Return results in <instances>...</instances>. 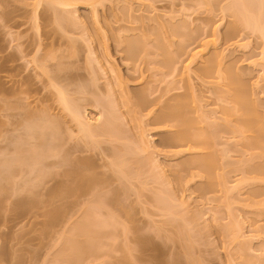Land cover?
<instances>
[{
    "label": "rangeland",
    "instance_id": "374dc122",
    "mask_svg": "<svg viewBox=\"0 0 264 264\" xmlns=\"http://www.w3.org/2000/svg\"><path fill=\"white\" fill-rule=\"evenodd\" d=\"M38 1L0 0V68L3 66L4 60L2 58L7 55L11 58L8 66L15 70L11 68L8 73L0 72V84L4 85L3 83H6L4 85L6 88L14 89L15 87V90L19 86V89L23 87L26 89V87L32 85V89L36 88L34 90H37L38 87L39 91L37 90V92L33 91V93L27 95L22 94V97L26 98L23 102L27 101V103L25 102L26 105L31 104L29 106L33 107L32 109H35L36 112L43 107L49 109L48 111L53 110V114H60L58 110H61V108L56 109L60 107L58 105L59 101L56 102L59 99L57 98L58 93H56L57 88L55 90L53 86H47L49 84V82L47 83V77L44 75H40L43 76L40 77L39 70L35 68L33 63H29L35 57V50H38L39 45L41 52H39L40 54L36 53L37 56L45 55L47 52L61 55V51L64 55L69 56L72 51L71 46L74 45L77 47L76 50L78 49L77 54L72 59L68 58L69 61L67 62L71 63L69 65L66 62L67 64H64V67L68 65L69 70L72 69L79 76L81 74V81L79 78L76 83L80 81L82 84V80H85V78L88 80L87 76L92 74L89 73L90 69L87 74L85 68H92L91 64L93 63L92 65L97 71V73L94 71L96 74L93 75H96L100 80L97 83L98 87L97 85L94 88L92 87L93 89L97 88L95 95L93 89L90 93H86V97L82 95L86 98L85 103H83L84 98L81 100L80 93H78L79 100L75 99V92L73 95L71 94L73 99L79 102L80 100L83 101L82 105L87 110L85 117L91 120L92 123H96L94 120L103 118L99 114L103 111H101V106L95 105L94 100L97 99L96 97L101 100L106 98L103 100L106 102L111 96L112 101L109 100L110 103L113 104L114 101H117V104L115 103L117 106L114 105L120 109L117 112L118 116H115L119 118L117 122L122 121V124L124 123L125 129L130 132V136L125 130L127 136H124L127 137V141L122 140L125 143L121 142V139H117L118 142L115 140L110 141L111 143L106 141V137L105 141L103 138L98 139V147L101 148L100 143L103 142L101 143L103 149L95 147L92 151L88 147L91 146L90 143V145L87 143V146L85 142L78 141L77 132H73V134L67 132L66 135L71 134L72 137L70 140L69 137L68 140L66 139V143L69 141L70 146L64 147L66 150L68 149V155L73 154V158L76 160L80 157L91 158L92 162L95 163L87 171V174H97V177L101 178L100 180L104 178H108L106 181L110 180L106 183L104 179L103 181L106 184H102L101 181L100 185L94 186L93 190L91 189L88 194L81 197H67V195H61L57 192L59 187L66 186L67 183L69 185L73 181L68 176L69 168L66 166L67 162L64 161L66 160L63 157L64 153L62 152L63 155H61L64 158L62 165L61 151L59 155L55 156L54 151L46 150L49 143L46 145L41 143L40 145L34 142L36 139L34 141L29 139L32 142L28 140L30 144L38 145H34V151L39 153L49 151L50 157L53 158H48L49 161H46L48 167L42 163L45 166L43 171H40L42 168L38 167L40 168L39 172L36 169L34 173H30L26 171L28 167L24 166L22 170H19V175H15L14 180L12 179L10 187L0 193V264H264V137L263 140L261 137V142L256 144L252 142L255 136L253 133L244 132V134L239 132L242 134L240 135L237 132H232L233 130L227 132L229 130L226 131L225 128H228L229 125L232 126L231 123L235 126L236 120L231 118L233 122L230 124L228 122L229 125L224 123L225 112L223 109L225 107L230 109L233 105L228 99L227 103L230 104L226 103V99L224 102L222 96L227 97V95H219L218 93V89L224 90L223 82H220L216 72L203 79H200V73L198 72L211 58H214L215 55L219 56V60L215 62L216 65H219L218 69L222 73L232 70L243 76L244 81H247L248 88H251L249 91L251 92V99L257 104L261 116H264V39L257 36V34H253L252 30H245L246 28L243 27L244 30H236L231 25L233 18L229 16L230 13H224L223 9L221 10L223 7L220 6L225 5L226 1L219 6L214 4L215 7H211H214L213 10L208 12L206 8L209 7L197 6L196 0H74V2L70 0V6L72 7L69 6V11L71 9L74 13H71L73 19L79 18L77 22H80V24L76 25L77 23L74 22L75 25L74 23L70 25V22L68 24L65 22V25H70L65 31L62 30L65 25L61 27L58 24L61 27L59 28L57 23L54 22V11L53 14L50 10L48 11L49 4L43 3L36 9L35 4ZM126 7H128L127 15L124 13L125 10L127 11ZM58 8L60 12H65L64 10L68 7L63 10L60 7ZM71 14L69 13L70 16H68L71 17ZM128 14H130V18ZM36 21L40 25L39 31L35 28ZM173 24L179 26V29L180 25L181 28L182 25L185 26L192 34L195 31L196 37H199V39L196 42L195 37L193 39L195 42L189 40L191 42L189 46L188 43L186 44L189 48L184 51H188L189 54H187L188 52L185 54L180 47L181 50L178 48L177 54L181 51L185 55L181 56V63L178 64L177 69L170 72L162 68L163 65H157L161 64V61H158L160 59L155 56V41L151 38L154 37L153 33L159 31H163V34L166 35L167 33V36H170L168 34V31H170L169 26H173ZM66 26L64 29H66ZM172 26L170 27L175 28V26ZM159 27L163 30H158ZM184 30L185 28L182 31ZM144 34H146L145 37L151 39V47H153L151 50L149 39L146 38L145 40L148 39L147 48L149 47L152 53L155 54L153 53L152 56L149 54V57L141 54L142 57H145H139L136 62L125 59L126 56L123 53L125 43H121L124 41L123 39L138 35L143 36ZM142 36L139 38H142ZM172 37L173 35L171 36L173 46L170 47V51L175 53L174 50L179 45L176 44L181 38ZM72 41L76 43L71 44ZM50 46L53 48L51 49ZM54 46H56L55 49ZM59 48H62V50ZM88 50H95V54L90 57ZM190 53H196L191 63H189L191 60ZM12 58H14L13 62ZM88 59L91 60V67ZM94 59L97 61H94ZM155 61L158 63L156 64ZM186 63L190 65L189 70L183 68ZM36 74L38 75L36 76ZM119 75L127 83L130 94L135 91L140 92L141 89L150 91L151 95L148 96L150 102H147L149 99L146 101L149 105L145 106L144 110L141 109V115L140 113L137 114L140 115L139 117L136 113L139 112L140 108L137 109L138 112L131 114L130 108L120 107V103L125 101L122 100L125 95L122 96V93H120V86L117 83ZM140 75L143 78H140ZM90 76H88L89 79ZM23 78L32 82L27 80L16 83V80ZM86 80L85 83H88L89 81ZM219 82L220 84H218ZM187 83L191 84L193 88H191V94H194V106L196 108L194 116L197 117L196 119L200 123V129L207 128L210 124L211 126L219 124V127L216 126L219 129L213 126L214 129L211 127H209L211 129H207L211 131L218 130L217 132L213 131L214 135L217 134L214 141L215 151H217L216 154L219 158L217 173L225 177V187H211L209 190V188L204 187L205 177L197 175V178L191 180L189 179L191 178L189 177L190 173L187 174L186 171L188 177L182 173L184 178L182 177V181L178 179V183L176 179L180 177H178V172L183 170L179 164L182 160L188 158V154L174 156L173 153L179 149L167 146L163 142V137L173 129L161 127L153 121V115H155L153 113L158 112L161 107L157 104L159 102L155 103L154 99L158 100L157 98L160 97L164 100L163 102H167L175 96L186 95L189 92ZM34 84L36 85L34 86ZM21 85L23 86L21 87ZM144 90L141 92H144ZM220 90L219 92L223 94ZM161 96L165 97L162 98ZM9 100L11 99L9 98ZM87 100L93 101V103ZM11 101L13 102V99ZM134 101L136 102V100ZM35 103L40 105L36 104V106ZM0 104L3 105L4 103L1 102ZM24 105L23 107H25ZM34 105L39 108L36 109ZM96 106L98 108H95ZM49 107H53V109ZM29 109L31 110V108ZM1 112L4 113V111ZM1 112V130L5 131L8 128L11 130L12 126L8 125L4 128V123L8 119V122L10 119L13 121L12 118L9 117L10 115L8 116V112L5 113V116L9 118L3 116ZM20 112L25 114V110L22 111L21 109ZM134 117H137L138 120L133 119ZM68 119L70 120V118ZM15 120H17V117L14 118ZM119 124L121 125V123ZM69 125L72 124L68 121L67 126ZM2 131H0V140H2L1 138L3 140L0 141V147L4 148L12 140L13 134L8 132L12 134V136L9 134L11 140L8 141V133L6 132L7 138H5ZM143 131V142L146 144L140 146L144 150L148 146L152 148L146 151L145 155L142 151H140L142 155H137L140 154L137 153V158L141 156L137 161V158L134 157L136 151L132 146L141 139L140 135ZM41 134L42 132L36 133L37 136H41ZM22 135L24 136L21 139L26 138L25 132ZM66 135L65 137H67ZM26 139L21 140L20 148H22V151L20 149L19 155L25 153L26 156H31L34 152L33 147L26 142ZM129 142L132 143L131 146ZM24 143H28V146L26 147L27 144ZM10 144L13 147L16 146V142H10ZM64 144L63 142L62 145ZM124 144L126 147L129 145L133 150V155L130 154L131 161L136 160L134 162L136 165L133 166H137V162L143 156L144 159L150 156L151 160H158L160 168L152 171L150 169L152 163L148 159L150 162L148 161V165L143 168V171L146 170L145 172L141 171L142 173L140 172L138 176L130 175L128 179L121 177V174L117 172L118 169L111 165V162H116V158L112 156L114 154L116 156L119 151L117 149L124 148ZM52 145L55 146L54 143H51L50 147ZM57 145L58 147L61 146L60 143H57ZM73 145L74 147H72ZM119 146L122 148H118ZM30 147L31 149H27ZM136 147L135 149H137ZM3 148L0 152L3 151ZM64 148L63 151H65ZM72 149L73 153L70 151ZM113 149L117 152L114 153ZM69 151L72 154H69ZM41 155L43 154L41 153ZM75 159L72 160L73 163ZM220 160H222V163ZM50 163H57L60 167L49 165ZM131 164L133 163L131 162ZM219 164L221 165L219 166ZM133 166L131 165L130 168L133 169ZM178 166L182 170H179ZM132 169L131 173L134 174L135 170ZM21 171L23 172L21 173ZM128 171L130 172V169ZM193 171L195 172V170ZM175 173H177V176L175 175L174 178ZM179 174L182 176L180 172ZM196 174H198L197 170ZM203 182L205 183L203 184ZM157 195H160V198L165 202L158 197L157 200ZM24 201L27 203V207L20 208V203L24 204ZM159 201L163 202V205L168 203L172 211L164 208ZM59 209L64 212L63 220L58 225L55 224L57 225L55 228H48L46 215ZM88 212H91L94 218L89 217ZM176 212L182 220L187 222L182 221V223L187 224V230H189L185 231V228L183 234L180 227L177 226L179 223H176L177 220H175L176 218L180 219L178 215H175ZM84 214L91 220L95 219L94 224H99L95 227L96 229L93 228L97 237L93 238L90 235L88 237H91V241H87L88 237L81 235L78 237L79 243L82 245L93 242L98 244L100 249L94 254L78 259L77 256H72L76 255L77 248L69 244V237L71 236L70 233L75 230V225L83 220ZM72 227L74 230L71 229ZM47 228L50 230L48 231ZM142 239L145 241L147 239L146 247L140 246Z\"/></svg>",
    "mask_w": 264,
    "mask_h": 264
},
{
    "label": "bare ground",
    "instance_id": "6f19581e",
    "mask_svg": "<svg viewBox=\"0 0 264 264\" xmlns=\"http://www.w3.org/2000/svg\"><path fill=\"white\" fill-rule=\"evenodd\" d=\"M72 1L74 2V0H72ZM224 1H226L227 3L225 5H222V3ZM73 2H72V4H73ZM195 2H196V4H198L197 6L200 5L199 7H202V6L203 7L204 6L209 7L210 10H209V8H206V9H208V12H211L213 10V8L215 7L214 4L217 6L222 5V6H220V7H223V8H221V10L223 9L224 13L229 12L230 13L229 16H231V18L234 19V20L232 19L231 25L236 30L237 29L242 30L243 28L244 29L246 28L245 30H247V29L249 31L252 30L253 34H255V35L257 34V36H260V38L264 39V0H217V1L196 0ZM43 3L49 4L48 11L50 10V12L52 14L54 11V14H53L54 22H56L57 25L59 24V25H61V27H63V25H65L64 24L65 22L67 24L70 22V25L73 24L74 22L77 23L76 25L80 24V22H77L79 20V18L74 17L77 20L73 19L72 15L74 13L71 11V9L69 11V8L72 7V6H70V4H71L70 0H39L35 4L36 9H37V7H39ZM184 6H186V5H184ZM212 6H214V7L211 8ZM56 7L57 8L60 7L62 10L68 7L67 8L68 11H66L67 9H65L64 10L65 12H60L59 8L57 9ZM126 8H127V11L125 10L124 13L127 15L128 7H126ZM129 11H131V10L129 9ZM69 13L70 14L73 13V14H71V17H69L70 16ZM130 14H128L129 18L131 17V16H129ZM36 20H37V18H36ZM127 20H128V18H127ZM70 25H67L66 29H64V27H65L64 26L62 28V30H64V31L67 30L68 26H70ZM74 25H75V23H74ZM170 26H172V25H170ZM170 26H169L170 31H168V34H170V36H167V33H166V35L163 34L164 33L163 31H161V32L159 31L157 33H153L154 37L151 39H153L155 41V46H156V47L154 46L156 48V50H154L156 53L155 56L160 59L158 61H161V64H157L158 63L157 61H155V63L157 65H160V66L163 65L161 67L169 70L170 72H174L177 69V66H179L181 63V61H180L181 56H183L184 53L186 54L188 52V51L187 52L184 51V50H188V49H186V48H189V47H187V45L189 46V43H191L190 41H192L197 35H196L195 31H193V34H192L188 30V28H186L183 25H182V28L180 25L181 31L185 28V30L182 32L180 31L179 26L174 25V24L172 27L175 26V28H171ZM61 27L59 26V28H61ZM35 28L37 29V31L40 30V25L37 23V21L35 23ZM234 28H232V29L234 30ZM158 30H163V29L159 27ZM155 32H156V30H155ZM177 33H179L181 35H179ZM176 34L179 36H177ZM185 34H186V36H184ZM172 35H173L172 38H174V37L181 38V40H179V42L176 44V45H178V44L179 45L177 46V49L174 50V51H176L175 53L170 51L171 50L170 47L173 46L172 45L173 42L171 41ZM141 36L142 35H138V36H134L132 38L126 37L127 39H123L124 41H126V42H124V41L121 42L122 44L125 43V48L123 50V53L126 56L125 59L132 61V62L133 61L136 62L139 59V57H141V58H144L145 56L149 57L150 56L149 54H151V56H152V54L154 52L152 53V51H151L153 48V47H151L152 46L151 42H150L151 39L149 37H145L146 34H144L142 36V38H139ZM146 38L149 39V44H150L151 50L149 47H148L149 49L147 48V46H148L147 40L148 39L145 40ZM186 39L188 41L189 40L190 41L188 42ZM197 39H199V37L198 38L196 37V42L198 41ZM183 40L184 41L186 40V41L184 42ZM154 41H152V42L154 43ZM192 42H195V40H193ZM73 43L75 44L76 42L72 41L71 44H73ZM59 45H61V44H59ZM55 47L56 46H54V49H55ZM179 47L182 49V52H184L183 54L181 51H180L181 54L179 53L180 55L177 54L178 51L181 50ZM39 48H41L40 45L37 48L38 50L37 51L35 50V55H34L35 57L32 58V60L30 61L29 64L33 63L35 65V68H37L39 70V73H40L39 76L44 75L47 77V83L49 82V84L47 86H49V85L51 87L53 86L55 88V90L57 88L56 93H58L57 98H59V99H57L56 102L58 103V101H59L58 105L60 107L59 108L55 107V108L56 109L61 108V110H58V112H60V114H58V113L53 114L52 113L53 110L48 111L49 109L47 110L46 108H43V107L40 108V110H37L38 112H36L35 109H34L35 111L32 109L33 107H30L31 104L26 105L25 102L27 103V101L23 102V100H25L26 98L22 97V94L27 95V94L33 93V91L37 92L38 87H37V90H34L36 88L32 89V87H33L32 85H29L31 87L28 86V87H26V89H24L25 87L19 89L20 88V86H19L18 89L15 90L16 89L15 87H14V89L13 88H11V89L6 88V86H4V85H6V83H3L4 85L0 84V96H2V97H0V103L1 102L4 103L3 105L0 104V109H1L0 112L4 111V113L1 112V113H3V116H5V113L8 112L7 113L8 116L10 115L9 117L12 118V120H13V121H11V119H10V121L8 122V120H9L8 119L7 122H5V123L3 122L4 128H6L9 125V126H12L11 130H9L10 128H8V129H5V131L2 129L3 130L2 131L0 128V131L3 132V135L5 134L3 137L7 138V136H9V138H7V139H9L8 141H10L12 138V140L10 142L11 143L16 142L15 147H13V145L10 144V142H8V143L5 142L8 145L5 146L4 148L0 147V151H1V148H3V151L0 152V193H2L3 191H5L7 188L10 187L12 181L14 180L13 179L14 176L17 175L19 170H22V168L24 166L28 167L26 171H29L30 173H34V170H36V169H37L36 171L39 172L38 170H40V168H42L40 171H43V168L47 165V162L49 161V159H52L53 157H50L51 154H49V151H45L46 152V154H45L44 151H41L39 153L38 151H34V149H35V146H38L37 144L41 145V143H42V145H43L45 143L44 145H46L47 143H49L48 148L46 150H50L51 152L54 151L55 156L59 155L61 153L60 158H62V161L64 160V158L66 159L64 161L67 162V165H66V163H65V165L69 168L68 176H70L73 180L71 184L67 185L68 184L67 183L66 186L59 187L57 192L61 195H67V197H75V196L81 197L82 195L88 194L89 193L88 191H90L92 188H94V186L100 185L99 183L101 181L103 184L105 182L106 183L110 182V180L106 181V179H108V178H106V179L104 178L105 180L102 178L105 181L104 182L103 180H100L101 178L99 176H98L99 178L97 177V174L96 175L95 174H92V175L87 174V171L91 167H93V164L95 163V162L94 163L92 162L91 158L89 159L87 157L86 158L80 157V159L76 160L75 158H73L74 157L72 154L74 152L73 149L70 150V151H72V153H70V151H69V154H72V155H68V151H67L68 149L66 150L64 148L65 146L69 145L68 144L69 141L66 143V141L68 140V137L70 140L72 138L71 134H73V132H77L76 135H77V138L79 139L78 141L79 142L81 141L82 143L85 142L86 145H87V143L88 144L90 143L92 147L88 146V145L87 146L90 147L89 150L93 151L95 147L98 149H103L102 144H101L103 142L100 143L101 148L98 147L99 146V140L98 139L103 138L104 141L107 139L106 141H109V142L110 141L112 142L113 140L118 142V140H120V139H121V142H124V141H122L124 139L126 142L127 137H125V136H127V134H129L128 136H130V132L127 129H125V125H124V123L122 124V121L117 122L119 120V118L118 117L116 118L115 116H118L117 112H119L120 109H118L119 107L118 108L116 107L117 101L116 102L114 101L113 104L110 103L109 100L112 101L111 96H110L109 100H107L106 102L103 101L106 98H102V100H101L95 96L97 99L96 100L92 99L96 102L95 105H97L98 107L101 106L100 108H101V111H103V112H101V113L99 112V114L101 116H103L102 119L98 118L97 120H94V122H96V123H92L91 120H89L88 118L85 117V113L87 110H85V107L82 105V102L84 101L83 103H85L86 95L88 93H90V91H92V89L94 87H96L97 83L100 80L98 77H96V75L95 76L93 75V74H96L97 71H96L95 67H93V65H92L93 63L91 64V62H90L91 60L89 61L90 58L88 59V63L90 62L89 66L91 64L93 71L91 72L92 68H88V69L85 68V70L88 74V70L90 69L89 73H92V74H90L91 76L88 75V76H90V79L88 76H87L88 80H86V78H85L86 81H89L88 83H85V80H82L83 83L81 84V82H80L81 81V74L79 76L78 73L75 74V72L71 68H70L71 70H69L68 65L67 66L65 65V67H64V64L71 63V62H67V61H69L68 58L72 59V57L76 56L77 51H78V49L76 50L77 47H75L74 45L71 46L72 51H71V53H69V56H67V54L64 55L62 51L60 52L61 55L58 53L56 54L54 52H47V53H45V55H42V56L38 55L37 56V54L39 52H41L39 50ZM52 48L53 47H51V49ZM88 48L90 50L89 46H88ZM178 48H179V50H178ZM59 49L62 50V48H59ZM59 49H58V51H59ZM89 50H88V54L91 57L93 54H95V52H94L95 50H91V51H89ZM149 50H150V52H149ZM141 54H145V56L143 55L144 57H142ZM187 54H189V52ZM195 56H196V53L191 54V60L189 63L193 62L192 60L194 59ZM218 57L219 56L215 55L214 58H211L204 65L202 70L200 69L198 71L200 73L199 77H200V79H203L204 77H207L210 74H213L215 72L217 73L218 79L220 80V82H223V87H224V90L218 89V93H219V95H227V97L224 96L226 98H224L222 96V98L224 99V102L226 99V103H227V99H228V101L230 100L229 102H231L233 105V106L231 105L232 107H230V109H229V107H225L223 109V111L225 112L224 113L225 114L224 123L227 124L229 122V124H230L231 122H233L231 118H233V120L234 119L236 120L235 126L233 125V123H231L232 126L227 124L230 126V128H229V126H228V128L226 127L225 128L226 131L229 130L227 132H230V130H233L232 132H234V133L237 132V134H240V135H242L241 133H244V132L245 133L246 132L253 133V134H255V136H254L252 142L259 144L261 142V137H262V140L264 137V116H261L260 111H258L259 109L257 108L258 107L257 104H255L253 102V100L251 99V92H249L251 88H248L249 86H247V83H246L247 81L246 82L244 81V78L241 74L234 72L232 70H229V71L227 70L225 73H222L221 70L218 69L219 65H216L217 63H215V62H217V60H219ZM14 58H12V62H13ZM2 59L4 61H3V66H1V68H0V72H3V73L7 72L8 73V71H10L12 68V67L10 68L8 66V64L11 62V58L6 55ZM95 60L96 59H94V61ZM150 62H152V60H150ZM189 63H186L183 65V68L185 70H189V67H190ZM101 70H103V69L101 68ZM72 71L74 72V74ZM36 72H38V71H36ZM37 75L38 74H36V76ZM17 76H19V75H17ZM84 76H82V77L84 78ZM40 77H43V76H40ZM79 78H80V81H79L80 84H79V82L76 83L79 80ZM140 78H143V76L140 75ZM97 79H98V81H97ZM117 79H119V80H117V83L120 86V90H121L120 93H122V96L125 95V97L124 96L122 97L123 98L122 100H125V101H122V103H124V104L120 103L121 106L119 104L118 105L120 107L125 106L126 108L127 107L130 108V110L132 112L131 114L138 112L137 109L140 108L139 112L136 113V115L139 114L141 112L142 108L144 110L149 105L148 104L150 102V99H149L150 96L149 95H151L150 91H148L147 89H145V90L141 89L140 92L135 91V92L130 94V92L128 91L127 83L123 80V78L119 75ZM27 80H29V79H26V78H23L21 80L18 79V80H16V83L19 81L23 82V81H27ZM28 82H32V81L29 80ZM220 82L218 84H220ZM43 83H45V82H43ZM111 83H112V81H111ZM189 83H190V80H189ZM189 83H187L188 84L187 90L189 89L188 91L190 93L187 91L188 94H186V95L175 96V98H173V99H170V100L168 99L169 101H167V102L166 101L163 102L164 100H162L160 97L157 98L158 100L160 98L159 101L154 99L155 103L159 102L160 104L159 103H157V104L159 106L161 105V107L159 108L160 110L158 112L153 113V114H155V115H153V117H154L153 121H155L154 122L155 124L157 123V125H161V127L173 129V131L167 132V134L163 137V142L167 146L176 147L179 149L173 153L174 156H180V155L188 154V158H185L179 164V166H181L183 168V170L181 168H179V166H178L179 170L181 169L183 171V172L179 171L181 174L182 173L186 174L185 171L187 172V174L190 173L191 176L189 175V177H191V178H189V179H191V180H194L197 175L199 177L200 176L203 178L205 177L206 183L203 182V184L205 183L204 187L209 188V190L211 187H214V188L225 187V185H226L225 177L222 174L217 173V169L219 168V167H217L219 158L216 154L217 151H215V147H214L215 146L214 141L216 139L217 134L214 135V133H213L214 130L211 131V130L207 129L209 127H211L212 129H214L213 127H216V126L219 127V124H217L216 126L212 125L213 127L210 124L208 127L205 126L207 128H201L200 129V127H201V126L199 127L200 123L197 121V119H196L197 117L194 116L195 115L194 113H196V111H195L196 108L194 106L195 98L193 96L194 94L193 95L191 94L193 88H192L191 84H189ZM35 85L36 84H34V86ZM22 86L23 85H21V87ZM97 87H98V85H97ZM111 88H113V87H111ZM111 88H110V90H112ZM96 89L97 88L93 89L94 90L93 92H95ZM143 90H144V92H141ZM219 90L222 91L223 94L221 92H219ZM145 91L148 93V95ZM24 93H26V94H24ZM69 93H70V95L71 94L73 95V93H74V95L76 94L75 95L76 98L75 97L74 98L77 100H79V96H78L79 94L78 93H80V95L82 97V98L80 97L81 100L83 98H84V100L83 101L80 100V102L77 100H74L72 95L70 96ZM95 94H96V92L94 93V95ZM17 95L24 98V99H22L20 97H19L20 98L19 99ZM82 95L85 97H83ZM14 97H15V99H14ZM164 97L165 96H163L162 98H164ZM9 98L11 100L13 99V102L11 100H9ZM134 100H136V102ZM87 101L90 102V100H87ZM229 102L227 104H230ZM20 103H22L23 105L25 104L24 105L25 107H23L22 104L20 105ZM39 103H35V105L37 104L39 106L40 105ZM90 103H93V101ZM125 103H126V105H125ZM145 103H147V105H145ZM58 105H57V107H58ZM1 106H2L3 110L1 108ZM27 106L29 108H31V110H33L34 112L31 111L29 108L27 109ZM36 106H35V108H36ZM97 106L95 108H98ZM142 106H144V107H142ZM37 108H39V107H37ZM21 109H22V111L25 110V114H21L22 113V112H20ZM50 109H53V107H51ZM29 110H30V112H28ZM140 115H141V113H140ZM8 116H5V117L9 118ZM130 116L132 117V115H130ZM16 117H17V120L14 121V118L16 119ZM68 118H70V120ZM120 118H121V116H120ZM136 118L134 117L133 119H136ZM67 119L70 122V124H72V125L67 126V123H68ZM136 120H138V119H136ZM119 123H121V125ZM234 124H235V121H234ZM122 125H124V126H122ZM1 126L3 127V125H1ZM217 127H216V129H219ZM231 127H233V128H231ZM74 128H76V129H74ZM211 128H209V129H211ZM125 130L127 131L126 135H125ZM215 131L217 132L218 130H215ZM6 132L7 133L11 132L13 134V136L11 133L7 134ZM23 132H25V137L26 138L28 137V139H26L24 137H23V139H21L22 136H24V135H22ZM37 132L38 133L42 132L41 136L40 135L37 136L36 135ZM61 132H63V133L61 134ZM64 132H65V134H64ZM67 132H71V134L69 136H67L66 135ZM239 132H241V133H239ZM6 134H7V136H6ZM9 134H11L12 137ZM63 134H64V136H62ZM65 135L67 137H65ZM76 135H74V136L76 137ZM140 136H141V139L138 142H135L136 144L138 143L137 147H136V144L134 146H132V147H134V150L136 151V152L134 151L135 152V156H134L135 159L137 158V156H136L137 153H140L137 155H142V153L144 154V153H146V151H148L150 148H152V147L148 146L144 150L140 146L141 144H142V146H145V144H146V143L144 144V142H143L144 141V131L142 132V134ZM64 137H65V139H64ZM105 137H106V139H105ZM1 139L3 140V138H1ZM20 139L22 141H24V139H26V142H28L29 139L31 141H34L36 139L34 142L37 144H34V143H33V145L30 144V142H31L30 140H29L30 142H28L30 145H32L31 147H33V151L35 153L32 152L31 156L30 155L26 156L25 153H23V154L20 153L21 155H19L20 149L22 151V148H20L21 147L20 144H22ZM108 139H110V140H108ZM2 140H0V141H2ZM37 140L40 143L36 142ZM63 142L65 143L64 145H62ZM130 142H129V144L131 146L132 143H130ZM28 143H26L27 145L24 143L26 145V147L28 146ZM51 143H54L55 146L52 145V147H50ZM57 143H60L61 146L59 145V147H58ZM72 143H73V139H72ZM133 143H134V141H133ZM79 144H81V143H79ZM122 145H123V143H122ZM10 146L12 149L10 148ZM121 146H119L118 148H122ZM31 147L27 148V149H31ZM72 147H74V145ZM135 147L138 150L135 149ZM58 148H60V149L58 150ZM63 148L65 151H63ZM85 149H86V147H85ZM117 150H119L118 154L116 156H114L115 154L112 156L113 158H116L115 159L116 162H111V165L115 166L118 169L117 172H119L118 174H121V177L128 179V177H130V175L138 176L141 171L142 172L146 171V170L143 171V168L145 166H147L150 161H151L150 163H152L151 168H150L152 171H154L156 169L158 170L160 168L158 160L157 161L155 159H154L155 161L151 160L150 156H148L149 158L145 157V159L143 156V158H142L143 160L140 158L141 160L139 162H137V166H133V165H136L134 163V162H136V160L131 161L132 157H130V154L133 155L132 154L133 150L129 147V145H128V147H126V145H125L124 148L117 149ZM117 150L116 151L114 150V153L117 152ZM137 151H139V152H137ZM140 151H142V153ZM143 151H145V152H143ZM23 152H25V151L23 150ZM62 152L64 153V155L62 154ZM41 153L43 155H41ZM61 155H63L64 158L61 157ZM43 156H44V158H46L45 161H43V159H44ZM69 156H70V158H69ZM220 156L222 157V154ZM71 157H72V159H71ZM139 157H141V156H138L137 161H138ZM68 158L70 159L71 162L73 159H75L74 163L73 162L71 163L70 161H68L69 160ZM148 159H150V161ZM64 161L61 162L62 165H63ZM44 162H46V163H44ZM69 162H70V164H69ZM131 162L133 164H131ZM220 162L222 163V160H220ZM42 163L45 164V166ZM39 164H41L42 166L41 165L39 166ZM130 164L133 166V169L130 168L131 167ZM49 165L55 166L58 164L57 163L56 164L50 163ZM220 165L221 164H219V166ZM113 166H112V168H113ZM38 167H40V168H38ZM46 167H48V166H46ZM58 167H60V166L58 165ZM92 169H94V168H92ZM128 169H130V172L128 171ZM131 169L135 170L134 174L131 173ZM263 169H264V166H263ZM193 170H195V172ZM196 170H197L198 174H196ZM23 171H25V169H23ZM23 171H21V173ZM152 171H151V173H152ZM179 172H178V177L180 176L181 178L180 177L176 178L178 183H179V181H182L184 178L183 174L181 176L179 174ZM176 174L177 173H175L173 175L174 178H175ZM194 174H195V176H194ZM186 177H188V175ZM178 179H179V181H178ZM263 182H264V179H263ZM102 186H104V185H102ZM214 188H212V189H214ZM202 190H205V189H202ZM157 197L163 201V199L160 198V195L156 196V199L158 200ZM163 202H165V201H163ZM163 202L159 201V203L161 205H163L162 204ZM20 204H19L20 208L21 207L22 208L27 207V203H25V201H24V204H22V203H20ZM32 205H33V203H32ZM163 206L167 210L172 211L171 208L169 207L168 203H165ZM28 208H29V205H28ZM30 208H31V205H30ZM26 210H28V209H26ZM91 212L94 213V211H92V210H91ZM91 212L90 213L88 212L90 215L87 213L89 217L90 216L93 217ZM169 213H171V212H169ZM175 215H178L177 212ZM46 216L48 218L47 227L50 229H53V228H55V226H57L63 220L62 217L65 215H64L63 210L59 209V210L51 211ZM84 216H86V217H84ZM84 216L82 217L83 220L80 221L81 223L78 221L79 223H77V224L79 226L77 224L75 225L76 226L75 230L73 229V227L71 228L74 231L72 233H70L71 236L69 235L70 236L69 237V244L71 246L77 248L76 255H72V256H77L78 259H82L85 256L94 254L95 252H97L100 249V246L98 244L93 243V242L82 244V245L79 243L78 237L81 235H85L87 237L91 235V237L93 236V238L97 237L96 233L93 230H95L96 229L95 227H97L99 224L98 223L94 224L93 221L95 219L91 220L86 214H84ZM178 217H180V216L178 215ZM172 218H174V217H172ZM175 220H177V222L175 221L176 223H179V225H177V226H179L180 230H182L181 231L182 234H183V231L185 228H186L185 231H189V230H187V227H188V226H186L187 224H185L187 222L182 220L181 217H180V219L176 218ZM178 220H179V222H178ZM182 221H184L185 223L183 222L184 223L183 224ZM55 224H57V225H55ZM51 227H53V228H51ZM48 228H47V230L49 231L50 229H48ZM93 228H95V229H93ZM185 231H184V233H185ZM91 237H88L87 241H91ZM143 241H145V240L142 239V241H141L142 244H140V246L146 247L147 246V239L145 242H143Z\"/></svg>",
    "mask_w": 264,
    "mask_h": 264
}]
</instances>
